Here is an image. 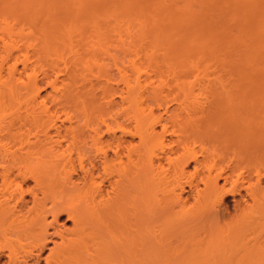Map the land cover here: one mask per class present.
I'll list each match as a JSON object with an SVG mask.
<instances>
[{"label": "bare ground", "instance_id": "bare-ground-1", "mask_svg": "<svg viewBox=\"0 0 264 264\" xmlns=\"http://www.w3.org/2000/svg\"><path fill=\"white\" fill-rule=\"evenodd\" d=\"M149 1L0 0V264H264V0Z\"/></svg>", "mask_w": 264, "mask_h": 264}, {"label": "rangeland", "instance_id": "rangeland-1", "mask_svg": "<svg viewBox=\"0 0 264 264\" xmlns=\"http://www.w3.org/2000/svg\"><path fill=\"white\" fill-rule=\"evenodd\" d=\"M145 1H146V4H148V1H149V0H145ZM145 1L142 0V3H143V2L145 3ZM164 1H165V0H164ZM166 1H167V0H166ZM171 1H172V0H171ZM171 1H169V2H171ZM140 2H141V1H140ZM149 2H152V0L149 1ZM169 2H168V3H169ZM226 12H227V13H226ZM225 14H227V15H225ZM228 15H229L228 11H225L224 14H223V13L221 14V16H226V17H227ZM230 24L234 26V23L231 22ZM233 26H231V27H233ZM216 38H217V37H216ZM219 38H220V37H219ZM222 39H223L222 36H221V41H220V39H219V41H218V38H217V40H215V42H216L215 44H216V45H217V43H219L218 45H220V43L223 44V40H222ZM217 41H218V42H217ZM215 44H214V45H215ZM214 45H213V46H214ZM216 45H215V47H217ZM218 47H220V46H218ZM116 51H117V49H116ZM117 52H118V51H117ZM221 53H222V52H221ZM230 53H231V52H230ZM230 53H229V51H228V53H226V51H225V52H224V55H225V54H227V55L229 54L230 56H232V54H230ZM222 55H223V53L221 54V56H222ZM229 55H228V56H229ZM228 56H227V58H229ZM223 57H225V58H223ZM223 57H222V58H223V62H224V59H226V55L223 56ZM225 61H226V62H229L228 59H226ZM230 61H231V58H230ZM226 62H225V63H226ZM232 62H233V61H232ZM216 63H217V65L215 64V62L211 64L210 67H211L213 70H209V71H212V72H213V71L215 70V71H216L215 74H217V73H218V74H221V73H222V74L224 75V72L226 73V71H223V72L219 73V71H222V70H223V66L221 65V64H222V61H221V64H220V65L218 64L219 62H216ZM225 63H223V64L225 65ZM229 63H230V62H229ZM213 64H215L216 67H214ZM226 64H227V63H226ZM230 64H231V63H230ZM230 64H229V65H230ZM218 65H219V68L217 67ZM229 65H226V67L224 68V70H226V68H229V67H227V66H229ZM221 66H222V67H221ZM230 66H231V65H230ZM232 67L234 68V67H235V64H234V66L232 65ZM236 67H237V65H236ZM211 68H209V69H211ZM214 68H215V69H214ZM216 68H218V69H216ZM220 68H221L222 70H221ZM111 69H113V71L111 70V71H112L111 73L113 74V76H114V73H115L116 76H114V77H115V78H116V77H119V76L117 75V73L119 74V72L116 73L117 69H116L115 67H111ZM114 69H116V70H114ZM231 69H232V68H231ZM235 69H236V68H235ZM217 70H219V71L217 72ZM227 70H228V71H227L228 74H225L223 77H226L227 75L229 76V72L232 71V70L229 71V69H227ZM232 72H233V71H232ZM230 74H231V73H230ZM54 75H55V74H54ZM54 75H53V74L50 75V76H52V79H54ZM39 76H40V78L42 77L41 75H39ZM210 76H211V77H212V76L214 77V73H212V74L210 73ZM221 76H222V75H221ZM43 79H44V78H43ZM52 79H51V77H50V80H52ZM117 79H119V78H117ZM119 80H120V79H119ZM44 82H45V84H47L46 82H48V79H47V80H44ZM44 82L42 83V85L44 84ZM118 82L120 83L121 81H118ZM119 83H118V84H119ZM45 84H44V86H46ZM114 84H115L114 87L116 86L115 90L117 89V87H118V88H121L120 90H122V87H123L122 83L119 84V85H121V86H119V85L117 86V83H116V80H115V83H114ZM44 86H43V87H44ZM47 86H48V85H47ZM47 86H46V88H47L46 90L48 91L51 87H49V86L47 87ZM58 86H60V87H59L60 89H59V88H58V89H59V92H61V91H62L61 88L64 87V86H61V85H58ZM72 87H73V86H72ZM88 87H90V86H88ZM97 87H99V86L97 85ZM78 88H79V91H80L81 88L83 89V87H81V86H79ZM82 89H81V90H82ZM95 89H96V87H95ZM98 89H99V88H98ZM50 90H51V89H50ZM60 90H61V91H60ZM65 90H66V89H65ZM83 90H85V91L87 92V89H83ZM83 90H82L81 93L84 92ZM96 90H97V89H96ZM115 90H114V91H115ZM120 90H119V89L116 90L115 93L118 92V93H120V94L122 95V93L119 92ZM47 91H46V92H47ZM143 91H145V93L143 92V95H144V94L146 95V96H144V97H145V98L148 97L147 94H146V92L148 93V89H147V91H146L145 89H143ZM46 92H45L44 94H46ZM99 92L101 93L100 90H97V93L100 95ZM140 92L142 93L141 90H140ZM115 93L113 94V97H115V99L117 100V99H118L117 97H119L120 94H119V95H117V94L115 95ZM59 94H60V93H59ZM84 94H85V93H84ZM114 95H115V96H114ZM121 95H120V96H121ZM208 95H209V93L207 92V95H206L207 98H208ZM210 95H211V94H210ZM210 95H209V96H210ZM100 96H101V95H100ZM116 96H117V97H116ZM119 98H120V97H119ZM170 98H171V97H169L168 102H167V101H166V102H167V103H171V104H168L169 106L167 105V103H166V105L163 104L165 107H164L163 105H162L161 107H159V108H160V109H159L160 111H165V110H167V109H166L167 106H168V109H169V110H171V109L174 107V105L176 104V103H175L176 101H174V98H171V99H170ZM172 99H173V100H172ZM209 99L212 100V98H210V97H209ZM118 100L121 101L120 99H118ZM170 100H172L173 102L170 101ZM206 101H207V100H206ZM206 101H205V102H206ZM214 102H215V101H213V103H214ZM172 103H173L174 105H173ZM204 104H205V106H203V107L208 108V109L210 108V109H211L210 111H212V112L214 111L213 109H215V106H214L215 104L213 105V104H212V101H211V104H210L209 100H208L207 105H206V103H204ZM120 105H121V102H120ZM120 105H119L120 108H119L118 106H114L115 109H116V107H118L117 109L120 110L119 113H121V114L119 115V114H118V110L116 109V110H117V113H116L115 117L117 118V116L119 115L118 118L121 119V117H122V119H121V121H122V120L124 119L125 116L128 117V115H127V114H128V113H127L128 110H127V112H126V110H125V109H126L125 106L123 107V106H120ZM202 105H203V103H202ZM210 105H212V107H211ZM23 106H24V105H23ZM23 106H21V107H23ZM171 106H172V107H171ZM175 106H176V105H175ZM206 106H207V107H206ZM209 106H210V107H209ZM122 107L125 108V109H124L125 111L122 110ZM155 107H156V106H155ZM155 107H154V111H156V114L158 115V114H161V113H162L161 115H162L163 117H165V115L167 114L166 111L164 112V114H163V112L160 113V111H158V106L156 107V109H155ZM162 107H163V108H162ZM169 107H170V108H169ZM174 108H175V107H174ZM20 109H21V108H20ZM23 109H26V108L23 107ZM163 109H165V110H163ZM21 111H23V110L21 109ZM123 111H124V112H123ZM198 111L200 112V110H198ZM198 111H197V112H198ZM122 112L125 113V115H123ZM157 112H158V113H157ZM23 113H24V111H23ZM126 113H127V114H126ZM154 113H155V112H154ZM123 116H124V117H123ZM118 118H117V119H118ZM185 118H186V115H185ZM120 119H118V120L120 121ZM125 119H126V118H125ZM125 119H124V120H125ZM127 119H129V118H127ZM124 120H123L122 122L125 124V123H126V120H125V121H124ZM129 120H130V119H129ZM129 120H127V123H126V124H129V123H128V122H130ZM190 120H191V119H186V120H184V121H181V125H187V124H189ZM227 120H228V119H224V120H222L221 118H217V117H216V118H214V119H212V120H209V121H207V122H204L203 124H204V127L207 126V125H209V124H211V125H220V126H222L223 124L228 123ZM121 121H120V122H121ZM59 123H60V122H59ZM131 123H132V121H131ZM66 124H68V123L66 122ZM130 126H131L130 128H132L133 124H132V125L130 124ZM127 127H129V126L127 125ZM157 131H161V126H160V125H157ZM108 133H110V134H108ZM112 133H113V132H107V133H104V138H105V139H108V138L110 139V135H111ZM105 134H106V135H105ZM115 134H117V135H118V134L121 135L120 133H115ZM107 135H108V138H107ZM113 135H114V133H113ZM105 136H106V137H105ZM111 138H112V137H111ZM127 138L129 139L130 137L128 136ZM134 140H135L134 142H136V139H134ZM175 140H177V136H176V135H172V133H168V134L166 135V144L171 145V142H172V141H175ZM221 143H223V141H222ZM226 143L228 144V151L225 152L224 160H225L227 163H228L229 161H234V162L239 161V160L241 159V157L243 156V154H242L241 151L239 150L235 138H229L228 141H227ZM89 146H90V145H89ZM86 148L88 149V146H87ZM105 148H106V146H105L103 149L105 150ZM168 148H169V146H167V147L163 150V152H168V151H169ZM87 149H86V150H87ZM89 149H91V148H89ZM89 149H88V150H89ZM88 150H87V151H88ZM106 150H107V149H106ZM106 150H105V151H106ZM91 151H92V150H91ZM101 151H103V150H101ZM105 151L100 152V150H99V152H98L99 155H97V154L95 155V153L97 152V151L95 152V150H94V153H93V151L91 152V153H93V154L95 155V157H94L93 155H90V158L93 159V158H96V157H97V160H96V161L99 162V164H100V165L98 164L99 168H100V166H101V163H102L103 159L106 158L103 154H102L103 157H101L102 155H101L100 153H104ZM108 151H109V150H108ZM110 151L113 152V150H111V149H110ZM110 151H109V153H108V152H105V155L107 154L108 158H111L112 156L114 157V153H112V152H110ZM89 152H90V151H89ZM163 152L160 151V154H163ZM91 153H90V154H91ZM260 153H262V154H261V156L259 157V159H258L257 162H259V163L261 164V175H259V178L261 179V186L264 187V151H263V152H260ZM88 154H89V153H88ZM218 154H219V155H223V154L221 153V148H219V150H218ZM100 155H101V156H100ZM109 155H110V157H109ZM91 156H93V157H91ZM99 156H100V157H99ZM104 157H105V158H104ZM98 158H99V161H98ZM102 158H103V159H102ZM101 159H102V160H101ZM94 161H95V160H94ZM87 162H88V161H87ZM97 162H96V163H97ZM100 162H101V163H100ZM103 162H104V161H103ZM74 163H75V164H76V163L78 164L77 161L74 162ZM115 163H116V165H118V164H117L118 162L115 161L114 164H115ZM158 163H159V162L157 161L156 164H158ZM160 163H161L163 166L168 167V163L166 162V160H163V161H161ZM259 163H258V164H259ZM77 164L74 165L75 167L77 166L76 169L79 167V165H77ZM85 164H86V163H85ZM260 164H259V165H260ZM87 165H88V164H87ZM87 165H86V166H87ZM102 165L104 166V164H102ZM193 165H194V164L191 162V167H189V170H190V171H193ZM72 166H73V165H72ZM103 166H102V167H103ZM102 167H101V168H102ZM116 167H118V166H116ZM69 168H70L71 171H72L74 167L71 168V164H70V167H69ZM101 168H100V170H103V169H101ZM76 169L74 168V170H76ZM74 170H73V171H74ZM80 170H81V171H80ZM71 171L69 170V173H70ZM82 171H83V170L79 168V170L77 169L76 171L72 172V173H73V174H72L73 176H72V175H71V176L69 175V180H72V178H70V177H73V179H75V180H76V178H78V180H79V178L81 177V175H83V174H82ZM75 172H78V173L75 174L76 176H78V174H79V175L81 174V175H80L79 177H76V176L74 175ZM83 173H84V172H83ZM100 173H102V171H101ZM100 175H101V177L99 176V178H98L99 180H104V181L106 180V181L103 182V183L100 181V182H101L100 184H101L102 186L104 185L105 187H107L108 183H110V181H111L110 179H112V178H110V177L108 178V177H107L105 174H103V173L100 174ZM75 177H76V178H75ZM104 177H105L106 179H104ZM107 178H108V179H107ZM98 179H97V180H98ZM69 180H68V181H69ZM75 180H74V182H75ZM78 180H76L77 182H75L76 184H74V185H77L80 181H81V183H82V180H81V179H80V181H78ZM99 180H98V181H99ZM108 180H109V182H108ZM72 182H73V180H72ZM31 183L33 184L32 181H31V182H28L27 184L30 185ZM68 183H69V182H68ZM81 183H79V184L81 185ZM104 183H105V184L107 183V185H105ZM222 183H223V181L220 182V184H222ZM249 183H254V184H256V183H257V175H253V179H248V178H247V179L245 180V182H244V187H247V186L249 185ZM32 184H31V185H32ZM82 184H83V183H82ZM84 184H85V183H84ZM84 184H83L82 186H85ZM257 184H258V183H257ZM80 185H78L77 188L79 187V189H80V187H81ZM69 186H71V183H70ZM104 186H103V187H104ZM108 186L110 187V185H108ZM256 186H257V185H256ZM258 186H259V184H258ZM258 186H257V187H258ZM71 187H72V186H71ZM71 187H70L69 189H70V191H73V188H71ZM200 187L203 188L204 185H203L202 183H200ZM230 187H231V184H230V183L226 185V188H230ZM107 188H108V187H107ZM186 189L190 191V188H189L188 185H186ZM81 190H82V189H81ZM83 190H84V189H83ZM74 191H75V189H74ZM74 191H73V193H74ZM76 191H78V190L76 189ZM76 191H75V193H76ZM78 192H79V191H78ZM71 193H72V192H71ZM71 193H70V195H71ZM193 193H194V192H193ZM193 193H192V192L184 193V197H186V196H188V195L190 196V199H189V203H188V204L193 203ZM242 194L244 195V199H245L246 201H243V202H242V200H241L240 203H241L242 205H243V204H251L252 201H253V199H252L253 196H252L251 192H250L248 189H247V190H246V189H243ZM76 195H78V197H79V194H78V193H77ZM76 195H71V196H73V197H71V199H73L74 196H76ZM69 198H70V197H69ZM75 198H77V197H75ZM75 198H74V200H75ZM77 199H78V198H77ZM237 199H241V196L238 195V196H237ZM79 200H80V199H79ZM79 200H78V201L75 200V201L78 203ZM224 200H225V199H224ZM232 200H233V197H232V196H227L225 201H223V200H220V201H219V202L222 203L223 205H224L225 203H226L227 205L225 204V206H223V205L220 204L219 202H218V203H219L220 205H222L223 207H226V206L229 205L230 208H228V207H229V206H228V207H227V208H228L227 211H230L231 213H234V212H235V209H236V208H234V207H236V204L233 203ZM75 201H74V203H76ZM221 201H222V202H221ZM219 204H218V205H219ZM234 204H235V205H234ZM218 205L215 206L216 208L214 207V208H215L214 211H215L216 209H217V210L219 209V206H218ZM187 206L189 207V205H187ZM222 206H221L220 210H221V209H224V208H222ZM189 209L192 210L191 207H190ZM220 210H218V211H220ZM224 210L226 211V209H224ZM225 211H221L222 213L220 212L221 214H224V213L226 214V216H222V219H223L224 221L232 217V216H228V213L225 212ZM223 212H224V213H223ZM64 221H65V222H64ZM60 222H61L62 224H63V223H66L65 225H67V226H70V225H71V223L66 222V215H63V216L61 217V221H60ZM263 236H264V232L262 231L261 228H258L257 231H256L255 233H250V234H248V235H247V238H256V237L261 238V237H263ZM174 243H175V242H174ZM175 245H176V243H175ZM171 252H172V251H171ZM171 252H170V253H171ZM173 252H174V251H173ZM174 253H175V252H174ZM174 253H173V254H174ZM170 255H171V256H174V255H176V254L172 255V253H171Z\"/></svg>", "mask_w": 264, "mask_h": 264}]
</instances>
